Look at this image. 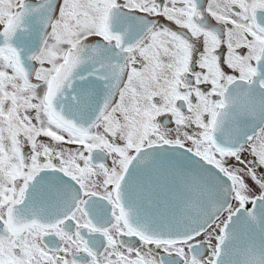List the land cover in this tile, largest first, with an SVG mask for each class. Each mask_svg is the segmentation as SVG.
<instances>
[{"label":"snow or ice","instance_id":"1","mask_svg":"<svg viewBox=\"0 0 264 264\" xmlns=\"http://www.w3.org/2000/svg\"><path fill=\"white\" fill-rule=\"evenodd\" d=\"M0 264H264V0H0Z\"/></svg>","mask_w":264,"mask_h":264}]
</instances>
